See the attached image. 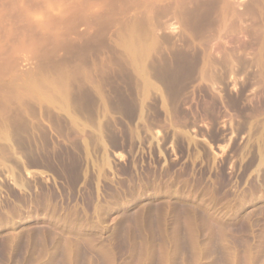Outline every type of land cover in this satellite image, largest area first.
Segmentation results:
<instances>
[{
	"label": "rangeland",
	"instance_id": "obj_1",
	"mask_svg": "<svg viewBox=\"0 0 264 264\" xmlns=\"http://www.w3.org/2000/svg\"><path fill=\"white\" fill-rule=\"evenodd\" d=\"M52 2L0 26V264H264V0Z\"/></svg>",
	"mask_w": 264,
	"mask_h": 264
},
{
	"label": "bare ground",
	"instance_id": "obj_2",
	"mask_svg": "<svg viewBox=\"0 0 264 264\" xmlns=\"http://www.w3.org/2000/svg\"><path fill=\"white\" fill-rule=\"evenodd\" d=\"M27 3V0H0V26L2 22H4L6 18V12L7 8H12L14 10H21L23 14H26L27 20L29 21V24L36 25V26H43V18L45 14L43 12H38L35 14H32L29 12V9L25 6ZM45 7L50 10H58L60 9L62 11V8L58 4H54L52 0H45ZM90 8V7H89ZM11 32V30H10ZM51 32V31H50ZM49 32V34H50ZM2 54V45L0 43V57Z\"/></svg>",
	"mask_w": 264,
	"mask_h": 264
}]
</instances>
